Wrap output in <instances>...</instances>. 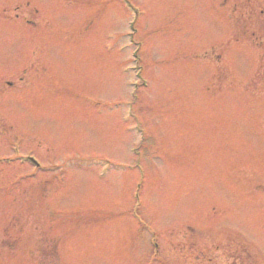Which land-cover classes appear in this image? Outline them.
Masks as SVG:
<instances>
[{"label": "rangeland", "instance_id": "rangeland-1", "mask_svg": "<svg viewBox=\"0 0 264 264\" xmlns=\"http://www.w3.org/2000/svg\"><path fill=\"white\" fill-rule=\"evenodd\" d=\"M128 1L0 0V264H264V4Z\"/></svg>", "mask_w": 264, "mask_h": 264}, {"label": "bare ground", "instance_id": "bare-ground-1", "mask_svg": "<svg viewBox=\"0 0 264 264\" xmlns=\"http://www.w3.org/2000/svg\"><path fill=\"white\" fill-rule=\"evenodd\" d=\"M244 12H246V10H245ZM240 18L242 19V17H240ZM240 18H239L238 16H235V15H234V19H235V20H240Z\"/></svg>", "mask_w": 264, "mask_h": 264}]
</instances>
